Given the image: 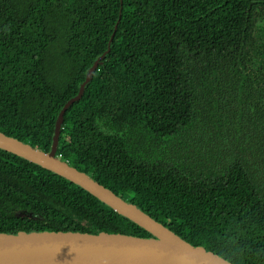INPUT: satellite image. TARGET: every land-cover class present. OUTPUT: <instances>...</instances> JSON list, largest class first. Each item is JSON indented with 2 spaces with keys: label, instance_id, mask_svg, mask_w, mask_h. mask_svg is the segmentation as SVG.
Wrapping results in <instances>:
<instances>
[{
  "label": "trees",
  "instance_id": "1",
  "mask_svg": "<svg viewBox=\"0 0 264 264\" xmlns=\"http://www.w3.org/2000/svg\"><path fill=\"white\" fill-rule=\"evenodd\" d=\"M261 50L264 0H0V131L49 152L59 112L104 55L66 111L57 155L189 243L264 264V181L239 148L220 168L183 169L174 141L206 89L255 142L264 178ZM21 231L148 236L0 149V232Z\"/></svg>",
  "mask_w": 264,
  "mask_h": 264
},
{
  "label": "water",
  "instance_id": "2",
  "mask_svg": "<svg viewBox=\"0 0 264 264\" xmlns=\"http://www.w3.org/2000/svg\"><path fill=\"white\" fill-rule=\"evenodd\" d=\"M103 57L90 68L79 93L67 101L59 112L49 152L2 131L0 149L81 187L145 230L148 236L81 231L0 232V264H238L204 246H196L184 240L137 205L118 196L57 155L66 111L82 98Z\"/></svg>",
  "mask_w": 264,
  "mask_h": 264
},
{
  "label": "rangeland",
  "instance_id": "3",
  "mask_svg": "<svg viewBox=\"0 0 264 264\" xmlns=\"http://www.w3.org/2000/svg\"><path fill=\"white\" fill-rule=\"evenodd\" d=\"M231 61L236 63L239 58L233 56ZM198 91L197 98H200V102L196 109V118L184 127L180 132L181 136L174 140L177 153L175 158L179 166L183 169L194 167L200 170L212 166L220 168L233 153L234 156L238 153L239 148L240 157L247 162L256 174L254 175L256 179L262 183L264 178L257 172L260 168V159L250 155L251 151L254 152L255 142L250 141L241 123L235 120V117H231L224 105L214 103L212 98L218 96L208 94L206 89L200 88Z\"/></svg>",
  "mask_w": 264,
  "mask_h": 264
},
{
  "label": "flooded vegetation",
  "instance_id": "4",
  "mask_svg": "<svg viewBox=\"0 0 264 264\" xmlns=\"http://www.w3.org/2000/svg\"><path fill=\"white\" fill-rule=\"evenodd\" d=\"M263 52H264V51L261 50V54H262V55H264ZM253 54H255V53H253ZM254 86H255V87H258V88H261V87H262V85H259V86H258V83L255 84ZM263 89H264V87L261 88L259 91H261V90H263ZM169 148H170L169 145H167V147H166V145L163 146V149L165 150L166 157H168V158H169V155H168V154H169ZM228 259H229V258H228ZM230 260H232V259H230ZM232 261H234V260H232ZM234 262H236V261H234ZM236 263H238V262H236ZM238 264H239V263H238Z\"/></svg>",
  "mask_w": 264,
  "mask_h": 264
}]
</instances>
